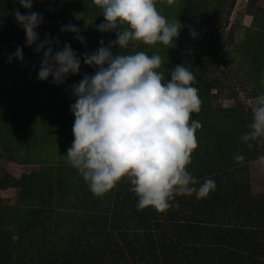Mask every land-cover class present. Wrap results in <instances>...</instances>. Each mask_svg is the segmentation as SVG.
I'll use <instances>...</instances> for the list:
<instances>
[{"label":"trees","instance_id":"trees-1","mask_svg":"<svg viewBox=\"0 0 264 264\" xmlns=\"http://www.w3.org/2000/svg\"><path fill=\"white\" fill-rule=\"evenodd\" d=\"M109 37L103 38L105 46L116 39ZM100 40H89L90 53L100 47ZM141 44H129L126 50L116 46L112 51L135 54ZM165 69L171 70L164 64L161 71ZM95 71L81 60L80 72L58 85L63 90L58 89L55 140L52 144L38 141L35 148L29 146L23 153L27 157L38 150L35 164L39 170L22 181L26 206L34 201L35 208L25 210L33 216L26 222L19 243L9 239L5 253L8 264H12L17 246L23 255L15 264H263L264 195L251 192L248 164L260 156L264 143H254L249 149L240 140L248 131L251 110L240 113L249 119L235 109L216 110L211 107V98L201 93V111L192 113L191 118L202 127L195 134L198 147L188 171L200 183L213 179L216 189L199 200L195 195L177 196L172 203L179 207L163 213L152 207L141 210L137 196L129 191L127 178L97 197L64 156L74 141L71 86ZM166 78L170 79V72ZM235 120L239 123L231 124L232 129L226 126L228 122L221 126L216 123ZM238 152L245 157L239 163L234 160ZM33 183L35 195L30 189ZM216 225L223 227L218 229L219 235L213 228ZM230 247H242L248 255H228L226 249ZM38 249L42 251L36 257Z\"/></svg>","mask_w":264,"mask_h":264},{"label":"clouds","instance_id":"clouds-1","mask_svg":"<svg viewBox=\"0 0 264 264\" xmlns=\"http://www.w3.org/2000/svg\"><path fill=\"white\" fill-rule=\"evenodd\" d=\"M175 0H167L172 5ZM28 10L33 0H19ZM157 0H94L101 9L104 22L97 25L101 32H115L116 39L92 53L83 54V63L95 67L92 75L84 74L72 85L75 102L70 105L74 115L72 146L67 150V162L78 171L89 190L103 197L121 180L127 178L137 200V208L152 207L163 213L177 196L205 198L216 189L213 179L200 183L189 171L191 156L198 147L196 132L201 123L191 118L201 111L202 101L193 85L196 77L189 65H176L161 71L164 66L159 54L151 56L143 51L135 54H114L119 46L126 50L130 43L146 45L161 43L174 47L181 29L179 19L169 21L156 7ZM14 18L26 35L27 47L43 53L37 78L62 84L69 75L80 72L81 58L69 43L59 45L58 38H39L38 27L43 23L41 13L21 14L14 10ZM61 32L76 33L83 44L84 37L74 24L62 26ZM190 36L196 38L195 30ZM24 63L23 48L17 46L9 56ZM170 72V79L166 73ZM264 85V79L261 80ZM251 122L248 131L240 136L249 149L254 143H264V92L250 103ZM245 159L234 154L236 162ZM264 160V156L261 157ZM197 185H199L197 187Z\"/></svg>","mask_w":264,"mask_h":264},{"label":"rangeland","instance_id":"rangeland-1","mask_svg":"<svg viewBox=\"0 0 264 264\" xmlns=\"http://www.w3.org/2000/svg\"><path fill=\"white\" fill-rule=\"evenodd\" d=\"M156 7L170 22L179 19L184 27L174 47L140 42V51L159 54L171 69L176 65H189L196 77L193 86L198 89V95L203 93L211 98V107L235 109L249 119L240 113L249 112L252 99L264 92L261 84L264 79V0H175L172 5L167 4V0H157ZM16 9L21 14L41 13L43 23L37 29L40 40L46 36L58 38L59 45H53L54 52L67 42L81 60L85 52L91 51L89 40L117 38L115 32L97 30L96 26L104 22V17L94 0H33L31 10L23 8L19 0H0V264L9 262L5 256L9 239L19 243L26 222L32 221L33 214L25 210L35 208L34 201L26 206L22 181L39 170L35 164L38 150L27 157L23 153L29 146L35 148L38 141L52 144L55 140L58 89L63 90L52 83L51 77L46 81L37 78L43 53L34 52V45L25 46V32L14 18ZM70 23L79 28L85 43L76 38V33L60 31ZM190 30H195L196 38L190 36ZM130 44L133 47L134 44ZM17 46L23 48L24 63L15 58L9 62ZM224 122H228L226 126L231 129L235 128L231 124L239 123L238 120L216 123L221 126ZM262 156L264 149L248 164L250 189L258 196L264 195ZM30 189L35 195L34 183ZM213 228L219 235L218 229L223 227ZM15 251L12 264L20 262L23 255L20 247ZM39 251L42 250L35 252L36 257ZM226 251L232 256L248 255L242 247H230Z\"/></svg>","mask_w":264,"mask_h":264}]
</instances>
